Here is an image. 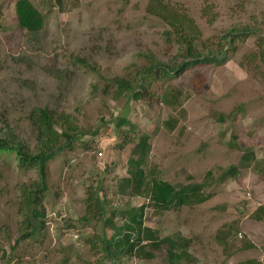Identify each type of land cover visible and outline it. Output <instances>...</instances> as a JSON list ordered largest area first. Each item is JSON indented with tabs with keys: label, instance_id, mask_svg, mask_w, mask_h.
<instances>
[{
	"label": "rangeland",
	"instance_id": "374dc122",
	"mask_svg": "<svg viewBox=\"0 0 264 264\" xmlns=\"http://www.w3.org/2000/svg\"><path fill=\"white\" fill-rule=\"evenodd\" d=\"M16 1L0 0V134L34 155L37 140L29 115L48 108L77 127L79 140L47 162L44 217L37 232L22 241L29 229L20 189L37 176L13 156L0 155V264H171L165 245L149 261H104L97 238L113 232L98 215L82 221L87 191L105 199V217L113 215L115 226L122 224L118 210L148 203L146 197L117 192L133 147L118 149L122 141L114 139L110 122L122 114L150 138L147 178L177 187L202 184L212 172L205 190L214 195L208 202L165 213L148 205L144 210V226L159 238L187 242L189 258L172 264L250 259L264 264V0H28L44 20L34 34L18 26ZM150 4L170 22L188 20L202 41L232 30L246 37L235 40L224 64L200 62L169 77L165 84L178 92L173 106L142 99L126 108L125 98L115 101L113 90L99 92L102 78L123 77L137 54L171 65L177 49L165 40L169 27L148 13ZM218 41L213 48L198 45L201 55L216 51ZM220 115L226 119L220 121ZM247 151L254 163L239 167L236 178L219 181V169L240 166ZM258 208H263L261 221L252 218ZM221 230L230 231L229 257L215 239Z\"/></svg>",
	"mask_w": 264,
	"mask_h": 264
},
{
	"label": "trees",
	"instance_id": "16d2710c",
	"mask_svg": "<svg viewBox=\"0 0 264 264\" xmlns=\"http://www.w3.org/2000/svg\"><path fill=\"white\" fill-rule=\"evenodd\" d=\"M148 13L158 16L169 27V30L164 32L165 40L172 41L177 48L171 65L156 60L150 54H137L135 56L137 62L131 63L124 69L123 77L102 78L104 83L102 86L99 85L100 91L96 85L92 86L93 91L103 92V94L113 90L115 101L125 98L126 108L128 102L142 99L151 101L161 99L167 105L173 106L176 103L178 92L174 91L169 84H165L169 77L177 76L187 67L200 62H212L217 66L224 64L229 51H232L234 47L235 40L241 39L243 41L246 37L243 32L232 30L220 38L211 37L202 41L198 35L190 31L189 21L185 18L170 22L157 8L154 9L152 4L149 6ZM14 14L18 26L28 33H38L43 28L42 14L28 0H17L14 4ZM217 40L220 42L218 49L216 51L210 50L203 57L198 50V45L213 48L218 45ZM222 42L224 44L221 45ZM81 63L83 62L81 61ZM83 67L87 66L84 65ZM130 75L134 76L130 77ZM218 119L224 121L226 117L220 115ZM29 120L36 133L37 152L34 155L29 154L12 137L0 134V155L13 156L20 168L26 171H34L37 176L36 180L29 186L23 185L20 189L21 206L24 211L23 224H25V229H29V232L19 241L26 237L30 238L32 234L36 233L44 217V212L40 208L41 196L47 190V162L55 156L56 152L70 147L79 140L77 127L63 114L55 113L48 108H35L31 111ZM110 123L113 124L114 139L122 141V143L117 144L118 149H123L127 144L133 145L127 160V176L122 179L117 187L119 194L137 198L146 197L147 205L158 213L170 212L182 207L199 206L213 198L214 194L205 190L211 184L212 172L206 173V181L202 184L190 183L177 187L152 177L147 178L145 167L150 151L149 136L141 134L136 126L129 121L127 114L116 117ZM232 148L238 149L235 145ZM254 161L253 153L247 151L241 157L240 166H229L225 170L219 169L221 174L217 176V179L219 181L234 179L239 174V167L248 168ZM188 179L191 180L192 178L188 176ZM87 195L85 199L86 215L82 221L87 223L91 218L98 215L101 217L103 227H107L113 232L109 237L103 234L97 238L101 244L100 252L104 261L115 262L121 257L149 261L153 258L154 253L160 251L164 245L167 247L166 258L169 263L172 264L175 260L180 262L189 258L186 252V241L170 237L159 238L156 231L144 226V210L147 205L118 210L122 224L115 226L113 215L105 217L103 211L105 199L99 196L96 191H87ZM262 209L258 208L253 213L252 218L254 220H262ZM223 231H218L215 239L223 245L225 256L229 257L230 250L226 239L230 231L228 230L226 233ZM2 257H5V254ZM240 264L262 263L250 259Z\"/></svg>",
	"mask_w": 264,
	"mask_h": 264
}]
</instances>
